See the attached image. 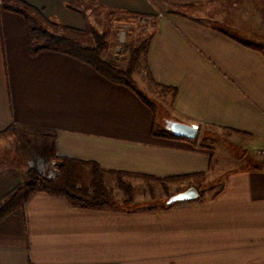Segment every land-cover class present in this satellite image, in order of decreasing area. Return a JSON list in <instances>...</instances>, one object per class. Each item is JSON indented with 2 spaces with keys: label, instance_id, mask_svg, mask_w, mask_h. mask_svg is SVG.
I'll list each match as a JSON object with an SVG mask.
<instances>
[{
  "label": "crops",
  "instance_id": "0c3cea01",
  "mask_svg": "<svg viewBox=\"0 0 264 264\" xmlns=\"http://www.w3.org/2000/svg\"><path fill=\"white\" fill-rule=\"evenodd\" d=\"M17 1L71 30L93 7L152 19L141 61L165 110L70 56L29 55L24 17L0 0V203L62 158L97 165L116 201L122 184L132 204L162 203L93 209L35 192L0 221V264H264V0ZM165 119L196 126V139L167 135ZM212 173L227 174L213 194L167 204Z\"/></svg>",
  "mask_w": 264,
  "mask_h": 264
},
{
  "label": "trees",
  "instance_id": "16d2710c",
  "mask_svg": "<svg viewBox=\"0 0 264 264\" xmlns=\"http://www.w3.org/2000/svg\"><path fill=\"white\" fill-rule=\"evenodd\" d=\"M9 1L14 3V6L11 7L10 10L21 15L25 19L29 55L34 56L43 51H51L77 59L90 66L95 72L109 82L122 85L133 91L154 114L156 113L157 107L155 104L145 98V96L137 90V87L131 79L132 72L139 60L137 50H131L127 66L122 70L113 64V62L104 61L100 58L99 53L104 44L97 35L94 36V46L82 47L76 40L67 35H51L31 25L28 17L29 13L39 16L48 26H57L44 18L34 7L17 0ZM63 29L70 32L76 31L68 28ZM175 95L173 91L172 96L175 97ZM165 133L174 137L167 131H165ZM58 160L60 164L57 174L52 178H48L34 169L28 170L26 183L7 200L0 203V221L14 210L21 208L27 198L38 191L45 192L52 196L64 197L71 204L85 208L96 209L112 205L109 193L103 183L102 171L97 165L65 158ZM85 166H89L91 169L90 183L89 185H79L80 181L77 175L80 171L79 169ZM253 169H258V166H254ZM120 186L125 191V194L130 196V188L122 184Z\"/></svg>",
  "mask_w": 264,
  "mask_h": 264
},
{
  "label": "rangeland",
  "instance_id": "374dc122",
  "mask_svg": "<svg viewBox=\"0 0 264 264\" xmlns=\"http://www.w3.org/2000/svg\"><path fill=\"white\" fill-rule=\"evenodd\" d=\"M200 11L205 12V10H200ZM90 12H91L89 14L90 22L87 24V27L84 30H76L75 32L65 31L59 25H57L56 27L48 26L45 22L42 21V19L39 16L35 14L29 13L28 17L31 25L46 31L51 35H57V36L67 35L72 39L76 40L82 47L94 46V40H95L94 36L97 35L98 37H100L102 43L104 44L103 48L99 53L100 58L104 61L113 62V64H115L118 68L122 70H124L127 66V62L129 60L131 50H137L139 54V60L132 72L131 79L133 81V78H138V80L140 77L142 78V83L139 81V84L144 88L145 93H143V95L149 101L154 103L155 106L157 107L155 114H157L158 117H162L165 110L162 107V94L164 93V89L158 88L153 84H151V82H149L148 77L144 72L145 69L143 68V63L141 61L145 50V46L147 45V41L153 32V28H154L153 20L144 19V22L142 23L137 21L136 20L137 18L134 19L118 18L114 14L103 12L98 8H94V7L90 9ZM217 13L218 12L215 9L210 10L209 13L206 12L204 14L206 17L205 20L209 21L208 17L211 16L212 18V15H216ZM244 18H245V14L243 12H239L238 20L241 21ZM226 21H229V19L227 18ZM123 23L125 24L128 23V28L126 31L125 42L124 44L120 45L118 41L119 25ZM220 26L223 27V30L225 28L226 30L233 32L232 29L226 28L224 24H221ZM243 31L244 28H239L237 34L238 37H244L242 36ZM133 83L135 84V86L137 85L134 81ZM39 150L41 153V157H43L45 150L44 149H39ZM256 156L260 157L259 153H256ZM59 164L60 161L58 159L51 160L49 164H47L48 170L50 171L49 173L50 175H53V177L57 174ZM79 170L80 171L77 175L78 180L80 181L79 185H89L90 173H91L90 167L89 166L81 167ZM216 175L217 177L214 178V176ZM226 175H227L226 173H218V174L212 173L207 175L199 174V176L198 175L194 176L197 178L193 180V184L191 185H194L192 187L197 189L198 194L200 195H202L205 190H207L208 193L213 194L215 191H217L219 188L222 187ZM121 191L126 196V198L123 201L121 200L119 202L114 200L112 197H110L112 201V205H110V207L126 208V209H134V208L154 209L155 207L159 206L160 203H162L159 202V199L155 194L152 197L153 200L152 202L150 201L147 203L145 202L135 205L132 204L133 202L132 190L130 189V196L125 194L123 188H121ZM116 192L117 191H115V193ZM114 197L117 198L118 196L115 195Z\"/></svg>",
  "mask_w": 264,
  "mask_h": 264
},
{
  "label": "water",
  "instance_id": "95a60500",
  "mask_svg": "<svg viewBox=\"0 0 264 264\" xmlns=\"http://www.w3.org/2000/svg\"><path fill=\"white\" fill-rule=\"evenodd\" d=\"M164 130L177 138H183L187 140H195L197 137V130L186 124L179 123L174 120H164ZM197 189L191 187L183 192L171 196L167 204L173 205L176 203L189 202L195 200L198 197Z\"/></svg>",
  "mask_w": 264,
  "mask_h": 264
},
{
  "label": "built area",
  "instance_id": "2783aa9c",
  "mask_svg": "<svg viewBox=\"0 0 264 264\" xmlns=\"http://www.w3.org/2000/svg\"><path fill=\"white\" fill-rule=\"evenodd\" d=\"M136 20L142 23L144 22V18H137ZM127 28H128V23L127 24L123 23L119 25L118 41L120 45L124 44L125 42ZM194 128L197 129L196 126ZM256 153H259L260 157H264V148L257 151Z\"/></svg>",
  "mask_w": 264,
  "mask_h": 264
}]
</instances>
